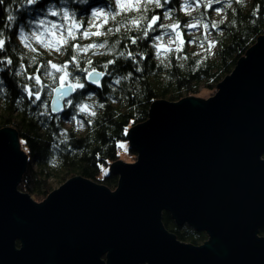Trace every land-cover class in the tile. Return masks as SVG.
Here are the masks:
<instances>
[{
	"label": "water",
	"instance_id": "obj_1",
	"mask_svg": "<svg viewBox=\"0 0 264 264\" xmlns=\"http://www.w3.org/2000/svg\"><path fill=\"white\" fill-rule=\"evenodd\" d=\"M72 94L52 91L50 110ZM125 140L135 160L108 166L114 190L73 176L35 202L17 189L27 154L1 128L0 264H264V32L215 93L153 101ZM163 212L206 240H178Z\"/></svg>",
	"mask_w": 264,
	"mask_h": 264
},
{
	"label": "trees",
	"instance_id": "obj_2",
	"mask_svg": "<svg viewBox=\"0 0 264 264\" xmlns=\"http://www.w3.org/2000/svg\"><path fill=\"white\" fill-rule=\"evenodd\" d=\"M182 3L183 0H170L163 9L149 5L148 12L143 13L148 16L160 15L159 23L179 21L184 34L181 51H163L157 57L150 38L140 39L136 45L127 39L140 33L135 29L128 31L129 26L121 25L126 18L142 13L122 12L116 0H37L34 4H29L28 0H4V4L0 5V38L5 40V49L0 52V60L7 58L13 63L0 65L3 69L0 70V89H3L0 91V129H13L17 133L20 148L27 154V165L17 186L20 192L41 202L54 190L53 182L62 184L73 176L83 177L114 190L118 180L117 176L109 173L108 166L119 160V143L126 142L125 130L144 122L155 100L178 101L196 96L200 90L215 93L218 83L230 74L237 61L264 32V0H241L239 3L231 0V7L221 0L220 4H213L209 9H205L201 3L198 9L192 11L191 16L180 10ZM50 7L58 15H50ZM221 8L223 11L218 14L216 10ZM62 9L68 12L67 18ZM96 9L106 12V18L100 22L98 16L93 15ZM165 9L172 10V20L163 19ZM9 14L14 17L12 21L8 20ZM201 14L203 22L209 23L207 32L203 28H196L197 32L187 36L189 29H185L184 24ZM38 19L44 20L46 24L68 20L76 25L77 39L65 46L67 51L63 48L61 52L45 49L36 41H32V44L37 51H29L20 42L19 33L21 28L27 34L35 31L37 24L30 22ZM210 22L219 24V27L213 29ZM99 25H102L99 29L101 32L112 28L114 34L81 38V33L95 32V26ZM116 27H120V32H115ZM163 32L164 29L157 25V30L150 33V37ZM205 35L208 41L214 43V51L197 49ZM194 37L197 38L195 42L189 44L188 41ZM104 40L109 45L120 40L116 51H124L127 46L128 51L143 53L144 59L139 55L135 61L114 55H92L91 51L81 54V68L88 67L85 60L90 58L93 67L106 74L101 77L98 87L83 79L86 73L75 72L85 87L77 89L66 99L72 100V105H67L65 100L59 113L52 112L49 103L52 88L57 84L47 78L44 65L49 61L60 65L69 60L73 44L86 45ZM208 41H204V44ZM33 56L36 57V63H31ZM110 59L116 62L105 69L103 65ZM21 64L24 66V74L18 76L16 72L20 70ZM137 68L140 70L137 71ZM69 71H73L71 64ZM33 74L40 76V84L27 79ZM56 75L59 76V73ZM125 76L128 79L115 83L116 79ZM25 84L33 93L39 90L41 99L35 100L34 95L30 97L24 91ZM78 103L96 105L92 108L96 115L79 112L76 107ZM43 104L48 107L45 109ZM99 104L104 107H98ZM127 152L135 159L133 149L127 148ZM161 220L164 228L182 242L199 245L206 240L204 232H197L186 224L177 225L168 212L162 213ZM258 234L264 237V227Z\"/></svg>",
	"mask_w": 264,
	"mask_h": 264
},
{
	"label": "snow or ice",
	"instance_id": "obj_3",
	"mask_svg": "<svg viewBox=\"0 0 264 264\" xmlns=\"http://www.w3.org/2000/svg\"><path fill=\"white\" fill-rule=\"evenodd\" d=\"M224 2L227 4L228 7H231V0H224ZM237 2H241V0H237ZM29 4H34L33 0H28ZM170 3V0H124V2H121V0H117L118 7L122 12H137L142 13L141 15L134 16L131 18H126L125 22L121 26H129L127 27L128 31H132L135 29L137 32L140 33V35L136 37H127V39L130 40L131 44L136 45L138 40L140 39H151L152 45L151 47L156 50V56L159 57L162 55V49L171 52L173 50L175 51H181L182 45H183V32L181 30V25L179 21H173L172 23L164 24L159 23L161 20L160 15L153 14L151 16H148L143 13L148 12V6L149 5H155L156 8H165V5ZM201 3H203V6L205 9L212 8L213 4H220L221 0H183V3L180 6V10L184 11L186 15L191 16L192 11L198 9L201 6ZM4 4V0H0V5ZM217 13L219 14L223 9H217ZM50 15L56 16L58 13L55 10H52L49 12ZM255 14V13H253ZM64 17H68V12L63 13ZM98 15L97 13L93 14ZM119 15V13H117ZM14 17L9 14L8 20L12 21ZM113 20H115V16L112 17ZM163 19L165 20H172V10L171 9H165L163 12ZM211 27L213 29H216L219 27V24L215 22H210ZM45 25V21L41 20L39 24H37L36 30L31 32L30 34H27L25 32L19 33V39L20 42L24 45L25 48H27L31 52H36L37 49L33 47L32 41H36L39 43L43 48L45 49H54L56 52H61L62 48L67 51V48L65 46L69 45L70 41H75L77 39V36L75 34L76 25H73L71 29L67 30V34H60V35H52L53 30L56 28V25H52L51 28L45 27L43 31H41V26ZM157 25L160 29H164V32L159 35L151 36L150 33L155 32L157 30ZM97 28V31L95 32H88L85 31L81 33L82 39H88L91 36H104L108 34H114L113 29L109 28L107 29V32H101L99 29L102 27V25L95 26ZM185 29H192V28H203L205 32H207L209 28V23L203 22V14H201L198 17H193L191 21L187 22L183 26ZM49 33V37L45 38L44 33ZM115 32H120V27L115 28ZM165 36L168 37L167 42H164ZM0 37H2V34H0ZM197 38H193L192 40H189L188 43H194ZM204 41H208L207 35L203 37V40L200 42V47L204 48ZM179 42V43H178ZM120 45V40H116L111 45H109L107 40L101 41L99 43L93 42L86 45H80V44H73L71 46V54L69 60L63 62L60 65H57L55 63H52L51 61L47 62L44 65L45 68V75L47 77H51V81L53 84H57L56 87L52 88L53 92L58 93L57 99L66 97L70 95L71 92L76 91L77 89H83L85 87V84L82 82L81 77L75 75L74 73L77 71H82L86 73V75L83 77V79L88 80L91 79L92 83L96 84L98 87L100 86V77H103L106 73L105 72H97L96 68L93 67V61L89 58L85 60V63L88 65L86 68L80 67V56L81 54H87L89 51L92 52V55H114L116 57H123V58H130L132 60H136V56L139 55L141 59H144L143 53H134L133 51H128L127 46H125L124 51H116L117 48ZM173 45H175V49H173ZM214 43L212 41H208V48L206 51H210L212 47H214ZM5 49V40L3 38H0V52H3ZM103 50V51H101ZM186 59V57H184ZM35 60L36 63V57L33 56L31 59ZM7 63L8 65H11L13 61L11 59L5 58V60H0V65ZM116 61L115 59L108 60L103 67L105 69L108 68L109 65L114 64ZM69 64L73 65V71H69ZM50 65V69H49ZM0 70H3L0 68ZM140 69L137 68V71ZM56 73H59V76L56 75ZM24 74V66L20 65V70L16 72V75H23ZM131 74H129L130 76ZM27 79L34 80L36 84L41 83L40 76L38 75H31L28 76ZM121 79H128L127 76L121 77L115 80L116 84H119L121 82ZM67 89V91H64V89ZM0 91H3V89H0ZM24 91L28 93V95L35 96V100H40V92L37 90L35 93L32 92L31 88L25 84L24 85ZM89 99H91V96H89ZM67 105H72V100H66L65 101ZM45 109L48 107L47 104L42 105ZM96 106L93 104H87V103H78L76 105L79 112H87L91 116H95V111H92V108ZM98 107L103 108V104H99ZM75 119V117H73ZM83 127V125H80ZM125 133L127 134V129L125 130ZM120 147L124 148L125 145L121 144Z\"/></svg>",
	"mask_w": 264,
	"mask_h": 264
},
{
	"label": "rangeland",
	"instance_id": "obj_4",
	"mask_svg": "<svg viewBox=\"0 0 264 264\" xmlns=\"http://www.w3.org/2000/svg\"><path fill=\"white\" fill-rule=\"evenodd\" d=\"M116 2H117V0H116ZM121 2H124V0H121ZM118 5V4H117ZM96 13L98 14L97 16H98V21L100 22V21H102V19H104V18H106V12L104 11V10H102V9H96ZM52 25H56V28L53 30V33H52V35H60V34H64V35H66L67 34V30H69V29H71L72 28V26H73V24L72 23H70L68 20H66L65 19V21L63 22V23H45V25L44 26H42V28H41V31H43V29L45 28V27H47V28H51V26ZM196 28H192V29H189L187 32H186V35L187 36H190V35H192V34H194L195 32H197V30H195ZM44 37L45 38H48L49 37V33H47V32H45L44 33ZM167 40H168V37L167 36H165V38H164V42L166 43L167 42ZM209 41H211V40H209ZM179 43V42H178ZM88 44V43H87ZM173 47V49H175V45H173L172 46ZM208 48V43L205 45L204 44V48H201L199 45L197 46V49L198 50H202V51H204L205 49H207ZM214 49H215V46L214 47H212L211 49H210V51H214ZM163 51H165V50H163L162 49V52ZM213 93L211 92V91H207V90H200V92L196 95V97H198V98H202V99H206V98H208L209 96H211ZM121 144H123V145H125V147L124 148H122V147H120V145ZM127 148H128V143L127 142H124V141H121L120 143H119V160H121V161H123V162H126V163H132V162H134V158H132V156L131 155H128V152H127ZM264 158V157H263ZM61 184H59V183H54L53 182V188L55 189V188H57V187H59ZM35 201V200H34ZM35 202H38V201H35ZM18 244V243H17Z\"/></svg>",
	"mask_w": 264,
	"mask_h": 264
},
{
	"label": "clouds",
	"instance_id": "obj_5",
	"mask_svg": "<svg viewBox=\"0 0 264 264\" xmlns=\"http://www.w3.org/2000/svg\"><path fill=\"white\" fill-rule=\"evenodd\" d=\"M37 2V0H33V3H36ZM53 10V8H49L48 9V11L49 12H51ZM61 11H63L64 13H66L67 11L66 10H61ZM41 22V20L40 19H38L37 21H33V22H30V23H36V24H39ZM21 32L23 33L24 32V30H23V28H21ZM32 59V58H31ZM32 62L33 63H35V60H32ZM48 79H51V77H47ZM89 100H91V99H89ZM105 174H107V172H106V170H105Z\"/></svg>",
	"mask_w": 264,
	"mask_h": 264
}]
</instances>
